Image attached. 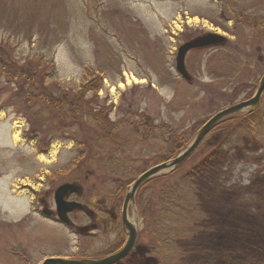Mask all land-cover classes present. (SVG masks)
<instances>
[{"label": "rangeland", "instance_id": "rangeland-1", "mask_svg": "<svg viewBox=\"0 0 264 264\" xmlns=\"http://www.w3.org/2000/svg\"><path fill=\"white\" fill-rule=\"evenodd\" d=\"M241 15L255 18L256 26L246 27ZM210 31L226 42L190 50L185 65L191 79H184L176 71L178 47ZM15 68L37 70L54 91L62 87L76 93L102 79L96 96L88 92L86 98L105 107L110 122L119 123L114 130L120 133L119 145L97 136V123L76 124L62 117L54 123L51 114L46 120L37 115L43 105L30 109L24 103L27 84H17L11 74ZM263 73L264 0H0V264H41L49 256L98 258L117 250L124 239L120 226L80 233L36 211V198L50 188L48 204L54 208V189L76 182L83 192L75 200L96 210L104 203L110 207L123 199L120 187L177 155L176 136L188 137V144L216 112L253 96ZM261 108L264 112V95ZM132 117L157 128L145 136L129 124ZM19 120L25 123L21 135L13 125ZM31 120L38 122L35 128ZM164 124L166 131L159 128ZM218 134L205 138L185 169L216 147ZM250 137L242 143V155H220L199 184L211 193V200L203 202L211 218L206 225L215 223L209 207L222 210L226 206L221 203L232 200L233 208L219 213L235 225L240 223L236 209L245 206L243 217L260 218L255 217V229L264 243V131ZM38 142L47 146L46 152H40ZM151 195L148 191L147 198ZM145 207L150 213L152 204ZM134 210L139 212L138 205L130 217ZM70 218L77 225L89 223L79 211ZM140 228L138 246L119 264H155L153 254L145 253L143 219ZM209 238L210 232L202 249ZM184 246L188 243L179 247ZM223 247L210 254V263L208 254L184 251L182 263L213 264ZM258 264H264V257Z\"/></svg>", "mask_w": 264, "mask_h": 264}, {"label": "trees", "instance_id": "trees-1", "mask_svg": "<svg viewBox=\"0 0 264 264\" xmlns=\"http://www.w3.org/2000/svg\"><path fill=\"white\" fill-rule=\"evenodd\" d=\"M240 20L246 27H253L254 24L256 26L255 18L250 19L241 15ZM222 28L229 32L226 27ZM11 74L18 81L17 84H27L24 103L30 105L28 106L30 109L37 103L43 105L40 108L41 112H37V115L45 116L46 120L47 115L51 114L52 117L49 120L54 123H57L61 117L64 120L76 122V124L84 120L97 123L101 130V134L97 136L103 137L104 142L112 141L114 145H119L117 143L120 141V133L114 131L119 123L110 122L106 108L98 105L94 106L92 105V98H86L88 92H92L96 96L102 88V79L99 78V80L97 79L88 86L91 89L81 88L76 93H70L68 89H62V87H58L56 91L52 90L49 87L50 84L46 83L44 77L37 70L15 68ZM48 108L51 110L48 111ZM45 120L42 119V125H46ZM30 122L34 128L35 124L38 123L33 120ZM129 124L134 126L136 130L143 129L145 136L151 134L153 127L157 128V126H150L147 122L139 121L133 117L129 120ZM167 127L166 124L159 126L164 131L168 130ZM217 130L219 134L215 141L216 147L197 162L195 166L190 169H185L183 166L191 155L175 171L149 180L138 191L139 215L142 216L140 218L145 222L144 231L146 229L148 237V242L144 243L147 248L145 253L153 254L156 258L155 264H183L184 251L195 255L196 253H203V257L208 254L206 263H210V254L215 252V248H219L220 244L226 247L216 252L217 255L213 264H230L231 261L241 262L240 264H258L264 257V243H262V239L257 237L260 234L255 229L258 215L248 213L243 217V212L248 210L245 206H241V210L236 209L240 212L237 214L240 223L230 225L228 219H226L227 216L219 213L226 211V207L230 208L231 206L233 208L235 205L232 200L228 201L226 199L227 201L221 203L226 206L225 208L222 207V210L209 207V209L215 211L216 216L213 219L215 223L212 226L206 225V223H209L207 219L211 218L206 217V206L203 207V202L211 200V193L206 191V187H201L199 184L200 179L203 180L202 175L205 174L206 169L213 167L220 155L225 153H230L231 157L242 155V143L251 140L252 137L250 136L256 137V134L264 131V112L261 105L251 113H238L226 118L217 124L208 136ZM176 137L177 139L173 144L175 152L177 149L180 151V148L182 150L188 141V137ZM49 143L47 142V144ZM38 144L41 148L40 152L47 151V146H42L39 142ZM174 177L177 178L174 179ZM198 185L200 188H198ZM148 191H151L152 195L147 198ZM155 191H157V194H155L156 197H153ZM227 191L229 189H225L223 195L227 194ZM151 204L152 210L150 209V213H148L145 205ZM209 232L210 242H206V248L202 249L201 241L203 239L206 241L205 237ZM226 238H231L232 241L226 240ZM248 238H251L250 242L244 241ZM184 243H188V246L179 247ZM240 254L246 255L245 259L237 257ZM125 259L121 263H124ZM197 263L198 261L195 260L191 264Z\"/></svg>", "mask_w": 264, "mask_h": 264}, {"label": "water", "instance_id": "water-1", "mask_svg": "<svg viewBox=\"0 0 264 264\" xmlns=\"http://www.w3.org/2000/svg\"><path fill=\"white\" fill-rule=\"evenodd\" d=\"M224 42H226V37L214 32H208L186 41L178 48L176 56V71L184 79L190 80L191 77L188 74L185 65L188 52L197 48H206L208 46L220 45ZM263 95L264 73L253 96L216 112L200 127L191 142L181 152L166 161L148 168L133 180V182L127 188L123 203L122 226L125 232L126 241L120 250L100 258H70L51 256L45 258L41 264H115L128 256L135 247L140 232V219L137 211L134 210L132 217H130L128 214L129 206L132 205L135 207L136 194L139 188L156 176L165 175L176 170L195 152L205 137L217 124L234 114L245 111H253L260 105ZM73 192H80L79 187L73 183L62 184L55 191V202L57 206L58 217L65 224L69 223L67 216L68 212L75 209H82L84 207L79 202H67L65 200V196ZM44 213L46 212L44 211Z\"/></svg>", "mask_w": 264, "mask_h": 264}, {"label": "flooded vegetation", "instance_id": "flooded-vegetation-1", "mask_svg": "<svg viewBox=\"0 0 264 264\" xmlns=\"http://www.w3.org/2000/svg\"><path fill=\"white\" fill-rule=\"evenodd\" d=\"M69 183H71V182H69ZM72 183H75L79 187L80 192L79 193L67 194L65 196V200L67 202H74V201L80 202V201L75 200L73 198V196L82 195L83 189L80 186V184H78L76 182H72ZM127 186L123 185L122 187H120L121 188L120 192L123 194V199L121 197L117 198L115 203L112 204L110 207H107V205L104 203L103 205L100 206V209L98 208L96 210L94 208H91L89 205L80 202V203L83 204L84 207L82 209H75L73 211L68 212L67 216H68V219H69V223L67 224V226L70 227L71 229L74 228L75 230L79 231L80 233H83V232L86 231L85 233L88 234V235L96 234L95 232L98 229H100V228L102 230L103 229L104 230H111L112 228H115L116 226L117 227L120 226L121 229L123 230V233H124V239L121 241L122 242L121 245H118V249L115 250L114 252L120 250L123 247V245H124V243L126 241L125 232H124V229H123V226H122V210H123L124 196H125V193H126ZM50 192H52V190L50 188H48L45 191V193H44V197L36 198L37 203H38V208H37L36 211L42 213V215H44V216H46L48 218L55 219V221H60V219L58 217L56 202H55V189L53 191L54 192L53 193L54 208H51L49 206V204H48V197L50 195ZM118 207H120V211L119 212L116 211V209ZM131 208H132V206L130 205L129 208H128L129 216H130ZM44 211L46 213H44ZM78 211L84 213L85 215H87L89 217V223L88 224H86V225H77V223L75 221H72V218H70V215L73 214V213H76ZM132 215H133V212H132ZM136 245H137V242H136ZM136 245H135V247H136ZM135 247L133 248V250L130 253H132L134 251ZM114 252H112V253H114ZM109 254H105V256L109 255ZM121 261H119L118 263H120Z\"/></svg>", "mask_w": 264, "mask_h": 264}, {"label": "clouds", "instance_id": "clouds-1", "mask_svg": "<svg viewBox=\"0 0 264 264\" xmlns=\"http://www.w3.org/2000/svg\"><path fill=\"white\" fill-rule=\"evenodd\" d=\"M254 168H255V166H253V169H254ZM248 183H249V180L247 179L245 184H248Z\"/></svg>", "mask_w": 264, "mask_h": 264}, {"label": "bare ground", "instance_id": "bare-ground-1", "mask_svg": "<svg viewBox=\"0 0 264 264\" xmlns=\"http://www.w3.org/2000/svg\"><path fill=\"white\" fill-rule=\"evenodd\" d=\"M135 80H137V79L135 78Z\"/></svg>", "mask_w": 264, "mask_h": 264}]
</instances>
